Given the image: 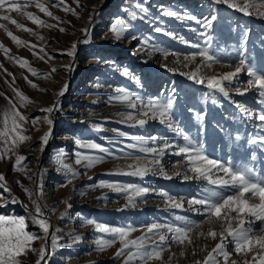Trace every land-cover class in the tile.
Instances as JSON below:
<instances>
[{"label": "rangeland", "instance_id": "rangeland-1", "mask_svg": "<svg viewBox=\"0 0 264 264\" xmlns=\"http://www.w3.org/2000/svg\"><path fill=\"white\" fill-rule=\"evenodd\" d=\"M41 2L59 20L41 13L35 6L25 10L55 27L33 24L16 12H0L32 29V32H26L9 21L0 20L8 31L28 42L17 45L0 28V44L9 49L6 56L0 48V93H4L0 96V109L7 106L5 96L14 102L17 100L13 88L23 92L31 101L20 109L28 117L24 125L25 134L31 137L17 150L19 155L27 157L23 162L25 172L13 168L14 157L0 159V174L5 177L0 184L10 189L5 191L0 187V215L24 216L28 223L27 231L43 236L38 226L31 222L34 207L21 187L35 191L37 183L42 182L43 196L39 202L50 223V235L34 241L33 247L39 249L42 243L46 246L48 264H121L122 258H114L119 243L104 251L98 250L97 240L108 237L98 232L94 225L85 223L87 220L109 226L131 225L137 229L131 234L133 238L140 236L143 227L153 222L182 224L183 221L176 220V216L202 220V216L189 210L187 200L199 198L207 186L206 182L186 181L182 175H173L177 171H186L181 167L182 155L175 154L179 147L186 146L185 135L195 141L196 147L209 158L252 168L264 178V149L247 143L250 138L264 136V129L258 127L264 124L258 119L264 113V103L260 102L264 97L255 89L244 95L236 93L237 88L243 89L247 85L250 79L247 71H242L231 83L225 82L228 97L210 91L206 84H198L184 75L195 71L202 59L196 56L193 60H185V57L203 48H207L217 62L210 68H203L199 75L220 76L234 71L241 52L245 53L248 66L264 75V18L244 15L227 4H214L212 0H79L80 7L74 0H65L66 5L75 9L78 15L64 11V5L53 6L55 0ZM141 7L144 11H140ZM132 11L138 13V18L129 20L131 26L120 40L113 39L109 30L112 21L117 17L127 20L128 13ZM165 11L196 19H178L164 15ZM212 15L217 19L206 33L210 41H205L199 36L205 30L197 20ZM60 28L66 31L61 32ZM83 28L89 29L87 35L81 31ZM157 28L162 31L157 32ZM181 38L188 43L182 42ZM74 42L77 43L75 54L69 56L66 53ZM193 44H199L200 49L192 47ZM40 56L44 59L41 60ZM20 58L26 59L40 75L33 76L27 67L21 68L17 63ZM65 66H71V70ZM53 67L57 69L54 73ZM125 69L128 76L122 75ZM49 73L50 76L44 78V74ZM25 77L38 87H31ZM65 85L66 91L58 96ZM117 89H125L144 101L157 98L166 103L171 97L173 127L169 128L159 120H149L142 127H132V122H124L129 109L110 100L117 94ZM56 103L59 106L53 112L41 111ZM237 104H242L252 116L243 114ZM197 114L203 116V120H197ZM45 116L53 121L51 126L44 123ZM33 118L40 121L35 127L31 123ZM136 118L141 117L137 114ZM95 125L100 127L99 131L95 130ZM49 127L51 135L41 151L39 137ZM177 128L181 130L179 134ZM133 136H143L148 140L145 147L162 148L165 143L173 145L157 157L171 179L165 178L159 168L143 178L112 174L119 169L126 170L132 163L127 154L153 159L151 153L142 154L127 147L137 143ZM151 137H156V141L153 142ZM78 140L93 141L107 148L108 152L82 148L76 143ZM60 152L64 154V163L78 173L75 178L59 170L54 157ZM77 153L103 159L91 168H84L82 164L75 163ZM101 182L132 183L157 192L166 191L176 200L183 201L184 207L168 208L166 200L154 192L137 198L135 206H130L127 194L99 187ZM13 198H18V202L14 203ZM208 227L204 224L202 230L207 231ZM51 233L58 237L56 248L52 247ZM217 242L218 239L201 237L184 249V256L180 255L181 246L173 244L163 253V261L151 264H194L197 260L203 261ZM193 248L195 255H192ZM228 250L232 251L231 245ZM170 255H173L171 261L168 259ZM37 258L38 253L32 252L20 257L23 264H35ZM233 258H236L235 254Z\"/></svg>", "mask_w": 264, "mask_h": 264}, {"label": "snow or ice", "instance_id": "snow-or-ice-1", "mask_svg": "<svg viewBox=\"0 0 264 264\" xmlns=\"http://www.w3.org/2000/svg\"><path fill=\"white\" fill-rule=\"evenodd\" d=\"M74 3H76L77 7H80L79 0H74ZM212 3L227 4L228 7L244 15H257L264 18V0H212ZM60 5H64V11L78 15L75 9L66 5L65 0H55L53 6L58 7ZM29 6H35L41 13L55 20H59V17H55L41 0H0V12H16L27 17L33 24L50 28L56 26L45 24L39 16L30 11H26L25 9ZM140 11H144V9L141 7ZM163 14L176 16L178 19H196L192 16L180 17L171 11H165ZM128 17L129 19L127 20L117 17L112 21L109 30L113 39L120 40L125 35L131 26L129 20H136L138 13L136 11L129 12ZM91 18L89 16L90 21ZM216 19L217 17L212 15L210 18L197 20V23L205 30L199 33V36L205 41H210V37L206 33L212 28V24ZM0 20L9 21L18 29L32 32V29L17 23L10 15L0 14ZM0 28H3L7 36L17 45L28 44V42L21 40L18 36L8 31L3 24H0ZM59 30L61 32L66 31L64 28H60ZM155 30L157 32L162 31L160 28ZM81 31L86 35L89 33L88 28H83ZM168 35L172 34L168 33ZM133 39L135 38L133 37ZM244 39H247L246 34ZM181 40L184 43H188L187 41H183V38ZM83 42L86 43L87 41ZM32 47H35V45H32ZM76 47L77 43L74 42L66 54L74 56ZM192 47L200 49L199 44H193ZM0 48L4 50L7 56L9 49L5 48L3 44H0ZM157 51L160 50L157 49ZM196 56L202 58L201 64L197 66L195 71L184 73V75L188 76V79L194 80L198 84H206L210 91L219 92L224 97H228L229 92L226 90L225 82L231 83L242 71H247L250 79H248L247 85L243 89L237 88L236 93L238 95H244L249 90L255 89L261 97H264V75L258 74L253 68L248 66L245 53L241 52L239 54V62L234 71L226 72L220 76L199 75L203 68H210L212 63L217 62L216 58L209 54L207 48L189 54L185 57V60H193ZM7 58L12 59V57ZM39 58L41 60L44 59L43 56ZM17 63L21 68L27 67L33 76L40 75V73L30 67L26 59L20 58L17 60ZM65 67L71 70V66ZM56 70L55 67L52 68L53 73ZM8 75L11 76L12 74L8 73ZM122 75L128 76L129 73L125 69ZM49 76L50 73L44 74V78H48ZM25 80H28V78L25 77ZM28 83L33 88L38 87L31 80H28ZM66 87V85L62 87L57 95L62 96L66 91ZM12 90L17 100L14 102L12 98L5 96L7 106L0 109V159L14 157L15 163L13 164V168L17 171L25 172L23 162L27 160V157L19 155L17 150L23 143L30 141L31 137L25 134L26 130L24 125L28 122V117L20 109L27 107L31 101L29 97L18 89L13 88ZM116 93L110 100L123 104L129 109L124 117V122H132L130 126L142 127L149 120H159L160 123L167 124L169 128L173 127L170 118V110L173 105V99L171 97L165 103L157 98H150L144 101L140 97L135 96L134 93H130L125 89H117ZM3 95L4 93H0V96ZM260 102L264 103V100ZM58 106V103H56L48 108L41 109V111L51 113ZM236 106L246 116H252V113L242 104H237ZM137 114L141 118H136ZM196 119L203 120V116L197 114ZM258 119L264 122V113L260 114ZM39 122V118H33L31 121L34 127ZM44 123L51 126L53 121L48 116H45ZM258 127L264 129V124L258 125ZM94 128L97 131L100 130L98 125H95ZM176 131L178 134L181 132L179 128ZM50 135L51 127L39 137L41 151L47 144ZM121 135L128 134L121 133ZM132 139L137 141V143L127 145V147L137 149L142 154L151 153L153 154V159L147 160L144 156L127 154L128 158L132 160V163L127 165L126 170L119 169L112 174L143 178L148 173L159 168L165 178L171 179L172 176H169L163 171L162 163L157 157L162 156L165 150L170 149L173 145L165 143L162 148L145 147L148 140L143 136H133ZM150 139L153 142L156 141V137H151ZM184 139L186 146L179 147L175 154L178 156L182 155L183 163L181 167L182 169H186V171H177L173 175L176 177L182 175L186 181L200 180L206 182L207 186L202 190L199 198L193 197L187 200V204L190 206L189 210L202 216L203 219L197 221L184 216H176L175 219L183 221L182 224L153 222L144 226L141 235L135 238L131 234L137 229L131 225L109 226L107 224L96 223L93 220H87L85 223L94 225L98 232L108 237H101L97 240V249L104 251L118 242L120 246L116 249L114 258H122L121 264H151L153 261H163V253L170 250L173 244L181 246L182 250L180 255L184 256V249L192 246L195 240L203 237L205 239L211 238L212 240L218 239V242L211 251L207 252L203 261L197 260L194 264H264V178L260 177L252 168L241 167L231 163H225L218 159L209 158L203 154L200 148L196 147L195 141L187 135L184 136ZM236 139H240L239 135L236 136ZM76 143L82 148L99 150L102 153L108 152L107 148L93 141L82 142L78 140ZM247 143L264 149V136L255 139L250 138ZM63 155V152H60L54 157L55 162L59 165V170H63L66 175L75 178L78 173L68 164L64 163L62 159ZM102 159L103 157L95 155L77 153L75 163L78 165L82 164L84 168H91L95 164L100 163ZM28 178L31 179L32 177ZM4 180V175L0 174V182ZM98 186L108 187L116 193L127 194L128 205L130 206H135L137 198H143L150 192H154L155 195L166 200V207L173 209H182L184 207L183 201L176 200L168 192H157L138 184H105L101 182ZM0 187H4L5 191H10V189H7L2 184H0ZM21 187L34 207L31 222L38 226L43 236L27 231L28 223L24 216L0 215V264H23L20 257L26 256L29 252L38 253L35 264H42V262L43 264H48L46 259V246L42 243L39 249L33 247L34 241L41 240L50 235V223L44 216L42 205L39 202L43 196L42 182L37 183L35 191L23 187V185ZM13 202H18V198H13ZM64 203L67 204V201H64ZM67 206L69 208L71 207L70 204H67ZM204 224L209 225L207 231L202 230ZM257 225H259L258 228ZM217 227L219 231H217ZM197 229L201 230L196 231ZM57 239L58 237L54 233H51L53 248L58 247ZM229 245L232 246V251L228 250ZM203 250L201 249V251ZM195 254V249L193 248L192 255ZM234 254L236 258H233ZM173 255L169 256V261L173 259Z\"/></svg>", "mask_w": 264, "mask_h": 264}]
</instances>
